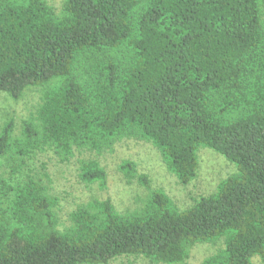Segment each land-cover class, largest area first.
<instances>
[{"label": "trees", "instance_id": "obj_1", "mask_svg": "<svg viewBox=\"0 0 264 264\" xmlns=\"http://www.w3.org/2000/svg\"><path fill=\"white\" fill-rule=\"evenodd\" d=\"M33 88L31 117L0 128V264H187L197 244L221 245L202 264H264V0H0V93ZM123 140L151 144L184 186L200 149L236 172L179 210L123 160L124 181L147 191L136 207L93 198L61 227L57 199L23 169ZM78 178L106 189L95 158L78 159Z\"/></svg>", "mask_w": 264, "mask_h": 264}, {"label": "rangeland", "instance_id": "obj_2", "mask_svg": "<svg viewBox=\"0 0 264 264\" xmlns=\"http://www.w3.org/2000/svg\"><path fill=\"white\" fill-rule=\"evenodd\" d=\"M56 11L61 9L62 0H46ZM39 101L37 89L27 90L18 101H13L6 94L0 93V128L9 119H13L16 131L33 114ZM95 158L107 174L106 189L99 190L96 184L86 185L78 178V159ZM199 167L196 179L189 185H181L163 165L158 151L149 143L123 140L117 143L112 153L103 155L80 154L75 152L67 163H61L52 151L38 154L29 170L24 172L39 177L48 187V192L57 199V216L60 226L69 223V213L78 205L96 198L109 199L118 212L133 210L136 197L144 196L147 191L136 182L127 184L117 167L123 160L135 163L138 173L148 176L152 189H162L179 210H185L193 204V199L212 194L220 181L236 172V168L225 158L209 149L198 152ZM2 163V160H1ZM0 164V173L4 178L11 168ZM44 167V170H43ZM43 175L45 177H43ZM221 245L197 244L189 255L187 264H202L203 260L213 255ZM253 264H261L259 258L252 259ZM108 264H149L146 260L131 256H122Z\"/></svg>", "mask_w": 264, "mask_h": 264}]
</instances>
